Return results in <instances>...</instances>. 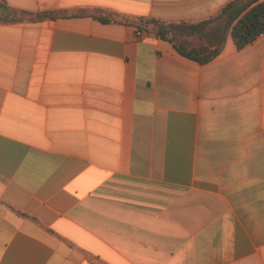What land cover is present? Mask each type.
<instances>
[{"label":"crops","instance_id":"crops-1","mask_svg":"<svg viewBox=\"0 0 264 264\" xmlns=\"http://www.w3.org/2000/svg\"><path fill=\"white\" fill-rule=\"evenodd\" d=\"M231 1L0 0V264H264V33L200 64L119 19Z\"/></svg>","mask_w":264,"mask_h":264},{"label":"trees","instance_id":"trees-1","mask_svg":"<svg viewBox=\"0 0 264 264\" xmlns=\"http://www.w3.org/2000/svg\"><path fill=\"white\" fill-rule=\"evenodd\" d=\"M57 15L52 12H22L20 20L43 21L55 19ZM110 19L100 18L103 22ZM119 19L139 30L153 32L159 39L169 42L183 57L206 64L221 54L228 36L237 49H242L264 33V0H233L216 16L200 22L175 23L142 17Z\"/></svg>","mask_w":264,"mask_h":264}]
</instances>
